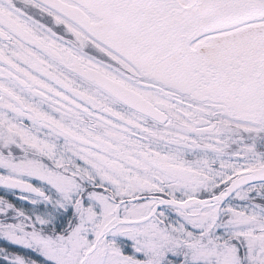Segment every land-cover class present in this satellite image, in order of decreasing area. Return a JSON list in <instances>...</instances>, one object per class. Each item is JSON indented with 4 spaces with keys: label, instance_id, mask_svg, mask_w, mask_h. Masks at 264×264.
<instances>
[{
    "label": "snow or ice",
    "instance_id": "6c2138e0",
    "mask_svg": "<svg viewBox=\"0 0 264 264\" xmlns=\"http://www.w3.org/2000/svg\"><path fill=\"white\" fill-rule=\"evenodd\" d=\"M0 264H264V0H0Z\"/></svg>",
    "mask_w": 264,
    "mask_h": 264
},
{
    "label": "flooded vegetation",
    "instance_id": "af4514ba",
    "mask_svg": "<svg viewBox=\"0 0 264 264\" xmlns=\"http://www.w3.org/2000/svg\"><path fill=\"white\" fill-rule=\"evenodd\" d=\"M13 199H15V198H13Z\"/></svg>",
    "mask_w": 264,
    "mask_h": 264
}]
</instances>
